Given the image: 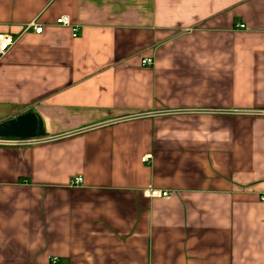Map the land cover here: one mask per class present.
<instances>
[{
	"label": "crops",
	"instance_id": "1",
	"mask_svg": "<svg viewBox=\"0 0 264 264\" xmlns=\"http://www.w3.org/2000/svg\"><path fill=\"white\" fill-rule=\"evenodd\" d=\"M0 34V122L45 130L0 146V264H264V0H0Z\"/></svg>",
	"mask_w": 264,
	"mask_h": 264
},
{
	"label": "built area",
	"instance_id": "2",
	"mask_svg": "<svg viewBox=\"0 0 264 264\" xmlns=\"http://www.w3.org/2000/svg\"><path fill=\"white\" fill-rule=\"evenodd\" d=\"M57 25H61L63 27L71 28L72 29V37L76 38L78 35V29L73 28L71 26V22L68 17H61L57 20ZM241 28H244V26H241ZM33 30L35 34H42L43 33V27L38 26L35 22H31L28 24L25 28V32ZM16 41L14 38L10 35H3L0 34V59L3 58L15 45ZM143 66H150L152 65V61L150 59H144L142 61ZM42 142V139H31V140H20V139H0V146H32L37 145ZM148 158H145L144 161H147ZM83 182L82 178H76L73 182L74 186H79ZM145 194L149 198H167L170 196L168 192H160L158 190L150 189L145 192ZM264 201V198L262 199ZM58 260L57 258H53L51 260V264H57Z\"/></svg>",
	"mask_w": 264,
	"mask_h": 264
},
{
	"label": "water",
	"instance_id": "3",
	"mask_svg": "<svg viewBox=\"0 0 264 264\" xmlns=\"http://www.w3.org/2000/svg\"><path fill=\"white\" fill-rule=\"evenodd\" d=\"M42 118L33 112L0 122V139L31 140L44 137Z\"/></svg>",
	"mask_w": 264,
	"mask_h": 264
}]
</instances>
